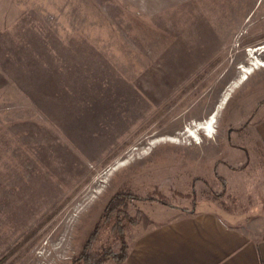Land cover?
Wrapping results in <instances>:
<instances>
[{"label": "rangeland", "instance_id": "374dc122", "mask_svg": "<svg viewBox=\"0 0 264 264\" xmlns=\"http://www.w3.org/2000/svg\"><path fill=\"white\" fill-rule=\"evenodd\" d=\"M259 48L264 0H0V264L118 249L104 209L121 191L252 214L264 67L242 69ZM213 112L198 145L187 130Z\"/></svg>", "mask_w": 264, "mask_h": 264}, {"label": "crops", "instance_id": "0c3cea01", "mask_svg": "<svg viewBox=\"0 0 264 264\" xmlns=\"http://www.w3.org/2000/svg\"><path fill=\"white\" fill-rule=\"evenodd\" d=\"M253 120L246 135L257 136L264 149V98ZM217 163L215 167L221 164ZM251 200L252 214H228L230 219L212 209L187 210L145 201L149 212L141 213L129 230L126 259L105 264H264V186L260 196Z\"/></svg>", "mask_w": 264, "mask_h": 264}, {"label": "trees", "instance_id": "16d2710c", "mask_svg": "<svg viewBox=\"0 0 264 264\" xmlns=\"http://www.w3.org/2000/svg\"><path fill=\"white\" fill-rule=\"evenodd\" d=\"M161 195V194H160ZM139 197L131 192L121 191L112 197L109 204L104 209V213L108 214V218L112 217L110 221L112 222V233L116 235L115 243H118V249L109 244L103 252H98L97 250L89 249L83 259H87L85 264H105L109 260L116 262H122L127 257L128 252V242L127 237L131 226L136 224L140 219V210L137 207V203L143 201H164L163 197ZM132 210L136 211L135 215H132ZM103 213V214H104ZM110 216V217H109ZM108 219V220H109ZM99 230V227L97 231ZM94 232L96 236L98 233Z\"/></svg>", "mask_w": 264, "mask_h": 264}, {"label": "bare ground", "instance_id": "6f19581e", "mask_svg": "<svg viewBox=\"0 0 264 264\" xmlns=\"http://www.w3.org/2000/svg\"><path fill=\"white\" fill-rule=\"evenodd\" d=\"M258 50H260V48L251 51L252 63H251V65L249 67H245V68L242 69V72H243V74H242V76H243L242 84H244L245 82H247L250 79V76L254 73L255 70L264 67V63L259 61L258 56H255V55H259V53H257ZM254 57H256V58H254ZM217 114H218V112H213L209 116V118H207L204 122L199 123L198 125H196L197 124L196 123L195 124L196 125V129L195 128L194 129L188 128L187 132L189 133V137H191L196 144L200 145L202 143V141H200L201 138H200V136L198 134V131H203L204 133H206L207 138H209V139L214 137V135L216 133L215 124L217 122V119H216L217 118ZM170 141L176 142V141H174L172 139H170Z\"/></svg>", "mask_w": 264, "mask_h": 264}]
</instances>
